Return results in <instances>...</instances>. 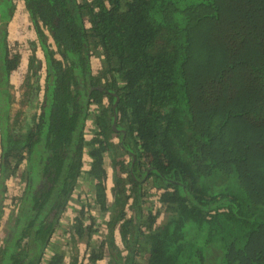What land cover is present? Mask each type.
<instances>
[{
	"label": "trees",
	"instance_id": "obj_1",
	"mask_svg": "<svg viewBox=\"0 0 264 264\" xmlns=\"http://www.w3.org/2000/svg\"><path fill=\"white\" fill-rule=\"evenodd\" d=\"M22 5L42 55L30 60V84L42 66L45 76L38 114L20 138L8 136L0 92L2 160H15L10 172L27 162L0 264H65L51 243L60 231L91 240V208L109 217L88 264H264V0ZM13 9L0 0L3 42ZM96 53L103 60L94 75ZM0 55L4 78L20 58ZM155 191L160 210L144 211ZM74 194L78 207L63 230ZM161 211L168 218L157 225Z\"/></svg>",
	"mask_w": 264,
	"mask_h": 264
},
{
	"label": "crops",
	"instance_id": "obj_2",
	"mask_svg": "<svg viewBox=\"0 0 264 264\" xmlns=\"http://www.w3.org/2000/svg\"><path fill=\"white\" fill-rule=\"evenodd\" d=\"M12 4L14 7L13 15L8 21H6V26L4 29L6 36L4 42L0 40V54L3 52L7 55L17 54L20 59L17 66L11 71L10 75L2 78L0 74V92L2 93V103L8 107L7 115L5 116L4 120V125L8 130V136L20 138V135L24 134L25 130L31 126L34 112L38 114V106L42 102V78L44 74H42L41 81L39 80L40 82L37 85L32 86V84H30L32 70L29 66V63L32 57H35L37 60H41V49L39 47L36 35L30 29L31 23L27 13L24 11L22 1L19 0V2H15L12 0ZM1 72L2 71H0V73ZM35 88L36 90L34 91ZM2 135L3 134L1 132L0 179H4L8 172V178L11 177L12 174L14 175L15 172H10L12 168L11 165L13 162H15L12 157L8 159V164H5V162L2 160ZM83 160L85 162L83 169L88 171L91 160L87 155L84 156ZM22 162L19 163V165L22 163L20 167L22 169L24 167L26 168V159H24ZM14 182H17V179H14L13 177L6 180L7 184L13 185ZM8 217V211H5L3 216L0 215V230L6 228L8 224H10ZM48 250H51V248H48ZM46 254L50 255L49 251H47Z\"/></svg>",
	"mask_w": 264,
	"mask_h": 264
},
{
	"label": "rangeland",
	"instance_id": "obj_3",
	"mask_svg": "<svg viewBox=\"0 0 264 264\" xmlns=\"http://www.w3.org/2000/svg\"><path fill=\"white\" fill-rule=\"evenodd\" d=\"M93 51L97 52L96 50H92L91 52H93ZM102 60H103V56H100L97 53L95 54V56L92 55L90 63H91V68H92V72L94 73V75L96 74V72L99 73ZM44 69H45V67L42 66V68L40 70V73H39L40 78H38V83L41 81L42 74H45ZM44 76H43L42 80L44 79ZM93 129H94V127L91 125V122H90L88 124L87 129H86L85 138L87 140H90V138L92 137ZM113 143L115 145L118 144V140L115 138L113 140ZM118 153L119 152H118V149H117L114 152V154L116 156H118ZM110 159L111 158L108 155H105V167H106V171H107V187H108L106 189L107 205H112L113 204V200H114L113 193H112L114 175H113V166L111 164V160ZM84 166H83V168H84ZM83 170L85 171V169H83ZM19 173H20V171H19ZM17 174L18 173L15 170L14 175L12 174V176H17ZM79 186L88 195V192H87L88 189L82 182H80ZM18 188H19V181L14 182L13 185L12 184H9V185L0 184V192L2 191V193H0V212H1V216H3V214H4V211L2 210V206L4 205V202H5L4 193L7 191V189H11V192L13 193V191H17ZM156 193H159V192L155 191V193H153V195L147 200V202L145 204L147 206V209H145V207H144V211L151 210L153 213H156L157 210H160L159 209L160 205L158 204V201H157L158 200V198H157L158 194H156ZM8 198H10V197H8ZM13 199H14V197H13ZM9 205L5 206L7 211L9 210L8 209ZM68 205H69V208H68L67 212L65 213V216L62 219L61 229H63V230L71 229L72 219L75 216V212H76L75 210L78 207L76 194L73 195L72 199L68 202ZM96 209L97 208H93V209L91 208L90 209V213L92 214L93 217H95L97 219V223H98L97 225H95V229H98L97 230L98 233L94 234L93 236H91L92 237L91 240H86V239H82V240L81 239H77L76 241L70 240L68 238L69 237V233H65L64 237H66V238L63 239L62 235H61V233H63V231H60L61 233H58V236H56L54 241H52L51 245L53 244L52 245L53 250H57L58 252L59 251L62 252V254L64 256L65 264H70L73 261V259L77 260V264L78 263L88 264V262H87V254L89 253V250L91 251L92 248L98 246V242L103 240V238H104L103 231L104 230H103L102 224L105 221H107V219L109 217V213L100 214L98 209L97 210ZM131 213H132V211L125 210L126 218L129 217L131 215ZM8 216H9L8 218H9L10 223H11L13 221V218L15 217L14 211H8ZM167 218H168V214H166L164 211H161L158 214V218L156 220L157 221V225L158 224L161 225L164 221L167 220ZM7 229H8V227L0 230V244L3 242V239L6 237ZM115 241L117 242L119 247H121L120 239H119V236L117 235V233H116V236H115ZM106 263H107V259L106 258L104 259V261L100 262V264H106Z\"/></svg>",
	"mask_w": 264,
	"mask_h": 264
},
{
	"label": "built area",
	"instance_id": "obj_4",
	"mask_svg": "<svg viewBox=\"0 0 264 264\" xmlns=\"http://www.w3.org/2000/svg\"><path fill=\"white\" fill-rule=\"evenodd\" d=\"M13 1H17L19 2V0H13ZM0 134H1V124H0ZM23 163V162H22ZM21 163V164H22ZM15 162L12 163V167L14 166ZM21 164L17 167L16 171H17V175L19 176H11L13 177L14 179H17V181H19V188L17 191H13V193L11 192V189H7V191L4 193V198H5V202H4V205L2 206V210L5 212L7 211L6 209V205H9V210L8 211H14V214L17 213L18 211V208H19V200L24 192V189H25V185H26V181H25V177H23V174L25 173V167L22 169L20 166ZM19 171H20V174H19ZM11 177L9 178H6L4 180V183L3 185H9L6 183V180L10 179ZM15 186V185H14ZM15 192V193H14ZM13 194V195H12ZM10 197V198H8ZM14 197V199H13ZM159 204V203H158Z\"/></svg>",
	"mask_w": 264,
	"mask_h": 264
},
{
	"label": "flooded vegetation",
	"instance_id": "obj_5",
	"mask_svg": "<svg viewBox=\"0 0 264 264\" xmlns=\"http://www.w3.org/2000/svg\"><path fill=\"white\" fill-rule=\"evenodd\" d=\"M22 1V0H21Z\"/></svg>",
	"mask_w": 264,
	"mask_h": 264
}]
</instances>
